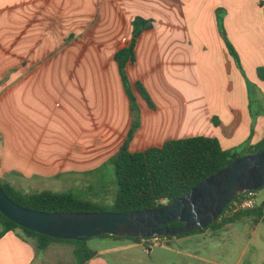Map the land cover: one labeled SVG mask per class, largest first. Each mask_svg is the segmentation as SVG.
Returning a JSON list of instances; mask_svg holds the SVG:
<instances>
[{
    "label": "crops",
    "instance_id": "1",
    "mask_svg": "<svg viewBox=\"0 0 264 264\" xmlns=\"http://www.w3.org/2000/svg\"><path fill=\"white\" fill-rule=\"evenodd\" d=\"M137 18L153 26L136 35ZM133 40L126 69L155 107L138 97L153 138L131 150L205 135L248 152L264 140V0H0L1 181L26 193L53 191L45 188L101 166L109 125L131 112L115 56ZM121 129L113 135L124 136ZM256 197L262 217L173 237L156 247L174 254L167 260L107 237L86 264H264V187ZM75 248L56 242L39 251L16 229L0 238V264H78Z\"/></svg>",
    "mask_w": 264,
    "mask_h": 264
},
{
    "label": "trees",
    "instance_id": "2",
    "mask_svg": "<svg viewBox=\"0 0 264 264\" xmlns=\"http://www.w3.org/2000/svg\"><path fill=\"white\" fill-rule=\"evenodd\" d=\"M133 26L134 33L137 35L142 30L151 28L153 23L152 21L137 18L134 20ZM135 43L136 40H133L127 49L118 52L115 56L132 112L137 109L140 110L138 97L132 89L126 69L129 62L133 63L135 61ZM226 44L231 55L238 60V54L234 46L227 39ZM258 74L264 80V67L259 68ZM135 87L140 96L154 108L155 104L143 83L137 81ZM138 127L139 124L134 122L123 145L111 159L116 168L118 185V193L112 204H104L80 197L73 192L44 190L26 193L7 182L0 180V184L8 196L21 206L43 212H129L153 209L182 197L195 185L230 165L235 159L246 154H257L264 150V140L252 147L248 152H244L224 149L216 137L198 135L169 140L162 146L151 147L143 151H133L131 150V142ZM253 192L257 193V191ZM229 205H227L221 216L203 231L219 230L243 217L263 216V206H257L252 210L242 211L233 215H226ZM0 225L2 226L0 238L9 231L20 229L24 232L27 239H34L37 242L39 251L47 250L56 242L73 243L76 245L74 255L78 264H86L97 254L96 251L88 246V239L85 241L62 240L40 234L17 225L1 212ZM183 225V222H174L167 226L180 227ZM203 231L195 229L182 235L168 236L167 238L172 239L173 237H182ZM99 237L127 239L137 243L142 241V238L113 235H102Z\"/></svg>",
    "mask_w": 264,
    "mask_h": 264
},
{
    "label": "water",
    "instance_id": "3",
    "mask_svg": "<svg viewBox=\"0 0 264 264\" xmlns=\"http://www.w3.org/2000/svg\"><path fill=\"white\" fill-rule=\"evenodd\" d=\"M264 187V150L235 159L182 197L153 209L129 212H43L21 206L0 184V212L17 225L62 240L102 235L147 238L205 230L237 196ZM183 222L180 227L168 224Z\"/></svg>",
    "mask_w": 264,
    "mask_h": 264
},
{
    "label": "rangeland",
    "instance_id": "4",
    "mask_svg": "<svg viewBox=\"0 0 264 264\" xmlns=\"http://www.w3.org/2000/svg\"><path fill=\"white\" fill-rule=\"evenodd\" d=\"M76 76H78V72H76ZM127 76L132 85V89L134 93L140 99L141 96L137 92L136 87H135V84L137 81L134 80V76H135L134 72L127 70ZM119 78L122 80L121 82L124 85L121 74ZM144 87L146 88L147 92L151 96L146 85H144ZM118 105L121 106V103H118ZM120 116H121V113L119 111L118 117H116L115 121L111 123V125H109L108 131H109V134L113 138L109 141V147H108L107 152H103L102 150L97 151V154H98L97 159L99 162H101L100 158H102V164L99 168L94 170L93 174L90 175V174L83 173L81 174L83 176L75 175L74 177H72V174L70 175L68 174L69 177L72 178V181L66 183L65 187L60 188V185L58 184L59 186L57 188H52L51 186H47L49 188H45V189H52L55 192H73L80 197L102 202L104 204H112L118 193V185H117V177H116V168H115L114 163L111 161V159L117 154L120 147L123 145L124 141L126 140L128 136V133L132 129L133 123L135 122L139 124L135 137L137 136L139 132H141L142 125H144L145 129L142 130L140 135L136 137V140H137L136 142H133V141L131 142L132 149L133 148L143 149L144 147H146V144L150 142L153 138V136L149 134L148 129H147L148 117L146 114H143L141 109L140 110L137 109L136 111H133V112L131 111L129 116L125 117L124 119H123V116H121V118ZM119 127H122L121 131L122 133H125L124 136L121 134L113 135L114 133L118 131ZM64 179H66V177ZM1 229H2V226L0 225V230ZM100 242H102L100 240V237L90 238L87 240V244L91 249H95L96 247H98L101 244ZM154 250H155L154 256L156 258L163 257L167 260L169 259V256H172V257L174 256V254H169L163 251L162 249H159L156 247L154 248ZM122 260H124L125 262H130V263L132 262L135 264H151V263L139 262L131 258H123Z\"/></svg>",
    "mask_w": 264,
    "mask_h": 264
},
{
    "label": "built area",
    "instance_id": "5",
    "mask_svg": "<svg viewBox=\"0 0 264 264\" xmlns=\"http://www.w3.org/2000/svg\"><path fill=\"white\" fill-rule=\"evenodd\" d=\"M226 210V215H233L242 211L252 210L258 206L256 192L248 191L233 199L229 203ZM168 238L155 235L153 237L142 238L141 245L146 249H153L155 247L165 246L168 243Z\"/></svg>",
    "mask_w": 264,
    "mask_h": 264
}]
</instances>
